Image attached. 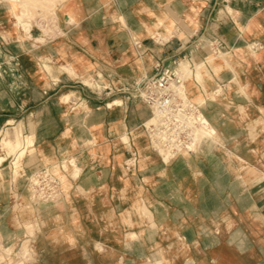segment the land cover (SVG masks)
Here are the masks:
<instances>
[{
    "label": "crops",
    "instance_id": "0c3cea01",
    "mask_svg": "<svg viewBox=\"0 0 264 264\" xmlns=\"http://www.w3.org/2000/svg\"><path fill=\"white\" fill-rule=\"evenodd\" d=\"M43 1L0 0L1 240L12 243L16 217L29 218L14 209L25 198L46 218L39 251L42 231L67 224L102 254L118 255L127 230L159 248L157 264H264V0ZM206 42L223 52L197 85L220 141L166 162L144 128L151 109L119 89L157 64L207 60ZM7 131L35 140L16 190ZM46 167L57 169L60 203L32 202L20 186ZM62 231L53 237L68 239Z\"/></svg>",
    "mask_w": 264,
    "mask_h": 264
},
{
    "label": "rangeland",
    "instance_id": "374dc122",
    "mask_svg": "<svg viewBox=\"0 0 264 264\" xmlns=\"http://www.w3.org/2000/svg\"><path fill=\"white\" fill-rule=\"evenodd\" d=\"M201 47V50L206 51V55H208L207 60L202 61V59L200 60H195L192 61L191 59L185 58L182 59V61H185L184 63H188V68L187 70H185L186 74V80H187V89H188V94L191 96H196L198 94L201 93L200 88H197V85H200V81L197 77V73L199 72L200 69H206L207 65H213V66H218L220 64H222L220 62V60L218 61L219 58L222 57H217L216 55L213 54V50H211L210 45H208L207 43L203 44ZM223 52L219 53L218 55L222 54ZM198 61H200V64H196L198 63ZM202 61V62H201ZM181 62L179 63L178 67L180 68L181 66ZM217 62V63H216ZM216 63V64H215ZM191 66V67H189ZM147 76V75H146ZM145 76H143L142 78H144ZM196 78V81L192 84H188V81L191 78ZM142 78L138 79L141 80ZM136 81V80H135ZM86 84L93 86V82L91 80H85ZM134 82V81H133ZM130 84V83H129ZM194 89V90H193ZM128 96H129V92H125ZM131 97V96H130ZM134 98V97H131ZM134 99H138L140 100V98L135 97ZM71 100H76L75 96L72 98H70L67 101H71ZM142 101V100H140ZM144 102V101H142ZM145 103V102H144ZM147 106H149L147 103H145ZM77 106H75L76 108ZM149 108L151 109L150 111H154L150 106ZM154 121V120H153ZM153 121H145L144 123V128H146V126H149L151 122ZM8 132V131H7ZM7 132L4 133L3 137L7 134ZM9 134V133H8ZM15 137H19L22 139V141L24 142V138H22V134L20 131H18L17 135ZM128 139V138H126ZM163 154V153H162ZM160 152V155L162 156V158L164 157ZM187 154V153H184ZM167 159V160H166ZM163 158L164 161L168 162L169 160H171V158ZM62 167V166H61ZM12 168H13V164H12ZM65 168V167H64ZM23 169V168H22ZM22 169L20 170V173H22ZM52 169L55 171L56 167H52ZM66 169V168H65ZM14 173H15V185H9V189L10 190H16L19 185L17 184V181L19 179L20 176H22L20 173H16L15 168H13ZM67 170V169H66ZM34 172V171H33ZM30 172L28 173V175H26V180L28 181L29 176L33 173ZM56 172V171H55ZM25 179V177H24ZM26 181V182H27ZM5 184L0 183V188H5ZM21 186V185H20ZM7 187V186H6ZM64 188H66V185L64 184L63 186ZM60 189L62 191V186L60 185ZM67 190V189H66ZM24 198V196H23ZM58 202L60 203V201H63L62 198V194L61 197L58 198ZM51 201V200H50ZM42 202H49V201H42ZM53 202V201H52ZM25 204H27V201L24 198V202L18 204L16 203V205L14 206L15 212L16 213H22L23 208L25 206ZM146 208V207H145ZM139 211V210H137ZM145 214H151L150 210L146 208ZM40 216V215H39ZM39 216H29V218H25L24 221L21 222L20 217H16V229L14 231L19 233L22 232H26V236H19L18 234L14 235V238L12 239V243H10V245L7 247L6 246V242L4 243L3 240H1L0 237V255L4 256V261L1 264H104V261L106 259L102 258V248L100 247V244L98 243H87L86 240H84V238L80 237L81 233L74 229L73 227H70V225H65L62 226L60 228L55 227H48L46 230L42 231V235L45 236L46 240H42V242L44 243L46 241V244H48L49 246L46 249L41 250V253L37 247V242L38 239L35 237L36 233L41 229V223L45 222L44 218H41ZM40 218L43 220H40ZM44 224V223H43ZM155 225V223H153ZM33 226V227H32ZM151 226V224H150ZM31 228V229H30ZM134 228V226H130L126 224V229H131ZM34 229V230H32ZM68 230L65 234L63 233L64 231H62L61 233H63L64 235H68V239H65L63 237L59 238V239H55L53 237V233L56 230ZM32 231V233H30ZM78 232V233H77ZM128 231L126 230L125 232V242L121 243V247L118 248L117 252H118V260H119V264L121 261V264H148L149 259H151L153 261V264H157L156 259L154 262V257H155V253L158 252L159 248H155L153 247V245H149L148 243L144 242L142 237H140L142 240L140 241L139 236L132 232L130 234H127ZM133 233H134V238H133ZM79 235V236H78ZM30 238V240H29ZM71 238V239H70ZM25 240H29V243ZM144 242V243H143ZM56 243L60 244V247L57 248H53V245H55ZM27 244L28 247L27 249L24 250V245ZM32 247L34 248V250L32 249ZM183 246L179 247V249L181 250ZM29 252H28V251ZM185 250V249H184ZM43 251V252H42ZM163 251H165V249H163ZM23 252H27L28 257L31 254V256H33V260L29 261V259L26 257L27 255H24ZM166 252V251H165ZM190 252L191 254H193L194 256H198V250L196 248H190ZM168 253V252H167ZM122 255V257H121ZM120 257V258H119ZM174 261H178L180 259L177 258H173ZM33 262V263H32ZM183 260L181 261L182 264Z\"/></svg>",
    "mask_w": 264,
    "mask_h": 264
},
{
    "label": "built area",
    "instance_id": "2783aa9c",
    "mask_svg": "<svg viewBox=\"0 0 264 264\" xmlns=\"http://www.w3.org/2000/svg\"><path fill=\"white\" fill-rule=\"evenodd\" d=\"M184 83L178 66L157 64L155 73L119 89L128 91L129 97L140 98L154 110L155 119L145 128L150 145L159 154L161 150L171 153L172 158L195 152L194 129L203 123L204 113L199 104L181 96L177 90ZM39 173L35 198L41 202L58 199L62 194L60 178L47 168H42Z\"/></svg>",
    "mask_w": 264,
    "mask_h": 264
},
{
    "label": "bare ground",
    "instance_id": "6f19581e",
    "mask_svg": "<svg viewBox=\"0 0 264 264\" xmlns=\"http://www.w3.org/2000/svg\"><path fill=\"white\" fill-rule=\"evenodd\" d=\"M39 1H41V0H39ZM45 1V0H44ZM43 1V2H44ZM22 2H23V0H22ZM22 2H20V3H22ZM25 2V1H24ZM42 2V3H43ZM44 3H46V2H44ZM23 7V6H22ZM24 8V7H23ZM22 8V9H23ZM21 11V10H20ZM29 11V10H28ZM32 12V11H31ZM46 11H44V13H45ZM24 14L26 13V12H23ZM42 13H43V10H42ZM43 13V14H44ZM47 13V15L49 14V12L47 11L46 12ZM45 13V14H46ZM30 14H32V13H30ZM46 15V16H47ZM208 45H210V48H211V50H213V52H214V54L215 55H217V54H219L218 52V50H216L215 49V47H213V42H211V43H208V42H206ZM203 44H205V43H203ZM203 44H201V46L203 45ZM247 44V43H246ZM255 45H257V44H250L249 45V47L253 50V48H255ZM222 51H220V53H221ZM185 61H182L181 62V66H180V68L178 67V69L180 70V72H181V74H182V76H183V78H184V80H185V83H184V85H182V86H179V87H177V90H178V92H179V94L181 95V96H183V97H185V98H191V100H193V101H195L197 104H199V106L201 107V108H203V106H204V104H205V102H206V99L203 97V95H202V93H200V94H198V95H196V96H193V95H189L188 94V89H187V86H186V84H187V80H186V76H185V74H186V72H185V70H187V68H188V63H187V61H186V63H184ZM196 64H200V63H196ZM189 67H191V66H189ZM192 68V67H191ZM189 69V68H188ZM204 75H205V73H204V69H200L199 70V72L197 73V77H198V79L199 80H203V78H204ZM143 79V78H142ZM141 79V80H142ZM136 81H140V80H136ZM203 83V82H202ZM66 95V94H65ZM75 95L74 94H67L66 96H65V98H63V99H65V100H69L71 97L73 98ZM136 97V96H135ZM76 98V97H75ZM138 98V97H137ZM141 100V99H140ZM143 101V100H142ZM203 110V109H202ZM249 110V109H248ZM203 112V111H202ZM204 113V112H203ZM249 114V113H248ZM202 118V120H203V123L201 124V125H199L197 128H195L194 129V138H195V148H199V147H203L204 145H210V144H214V143H216V142H219L220 141V138H219V133H218V129L216 128V126H214L213 124H212V122H211V120L208 118V116L206 115L205 116V114H203V116L201 117ZM155 119V112L154 111H152L151 113H150V115H149V117L146 119L147 120V122L148 121H153ZM145 120V121H146ZM33 124V122H30V125H32ZM151 124V123H150ZM35 126V123H34V125H32V127H34ZM31 130H32V128H30ZM35 130V129H34ZM34 133V131H31V133ZM27 135H29V134H27ZM221 135V134H220ZM26 137V136H25ZM224 140V139H223ZM2 145L4 146V148H6L7 149V153L8 154H14L15 155V157H14V159H13V168H15V171H16V173H20V170L23 168V163H24V160L28 157V158H33V156H34V154L36 153V148H35V140H34V137L33 136H27L26 138H25V140H24V142L22 141V139L21 138H19V137H15L14 139H12L11 137H10V134H8V132H7V134L3 137V139H2ZM161 152V154L164 156L163 158H171L172 157V154L171 153H169V152H165V151H163V150H161L160 151ZM4 155H2V154H0V164L2 163V161L4 160ZM167 160V159H166ZM29 162V161H28ZM32 162V161H31ZM30 162V163H31ZM75 162V161H74ZM29 164V163H28ZM32 164V163H31ZM73 161H71L70 163H66L65 161H64V163H63V165H62V167L64 168H66L67 170L69 169L70 170V166L72 165L73 166ZM76 164V163H75ZM30 166H32V165H30ZM72 166H71V169H72ZM47 168V170L48 171H50L52 174H54L55 176H57L58 178H60L58 175H57V173L52 169V168H50V167H46ZM64 168V170H66ZM41 169L42 168H39L38 170H35L34 172H33V174L32 175H30L29 176V178H28V181H27V183L26 184H23L22 183V187H24L25 185H27L28 186V189H29V192H30V194L29 195H32L31 196V201L32 202H35V203H40L41 202V200L40 199H37V198H35V196L33 195V194H35V186H36V183H39V176H40V173H39V171H41ZM57 170V169H56ZM66 170V171H67ZM24 173V172H23ZM23 173H20L21 175H23ZM27 173V172H26ZM25 173V174H26ZM0 174H2V172H0ZM73 175L74 176H79L80 175V169L78 168V167H76L75 168V170H74V172H73ZM24 179V178H23ZM26 179V178H25ZM61 181V180H60ZM27 192V191H26ZM28 196V195H27ZM61 196H58L57 198H60ZM33 200H35V201H33ZM43 201H48V200H43ZM53 201H59L58 199H54ZM24 211H22V213H23V216H26L25 214H27V215H29V216H34V211H33V207H32V205H28V206H26L24 209H23ZM29 211V212H28ZM41 216V215H40ZM40 220H42L41 218H40ZM44 220L46 221V218H44ZM48 220V219H47ZM42 222H43V220H42ZM44 224L46 223V222H43ZM43 223H41L42 225H44ZM33 227V226H32ZM31 229V228H30ZM32 230H34V229H32ZM30 233H32V231L30 232ZM38 233V232H37ZM37 233H36V238H37ZM5 237V236H4ZM133 238H134V235H133ZM29 240H30V238H29ZM29 240L27 241V240H25V242L27 241L28 243H29ZM10 244H6V246L8 247ZM59 245L60 244H58V243H56L55 245H53V248H57V247H59ZM24 250L25 249H27V247H28V245L27 244H25L24 246ZM32 249L34 250V248L32 247ZM28 251V250H27ZM104 252H103V255H102V258H104V259H106L105 260V263L106 264H119V260H118V255L115 253V250H108V249H105V250H103ZM29 252V251H28ZM24 253V255H27L26 257L29 259V261H32L33 260V256H31V254L29 255V257H28V254H27V252L25 253V252H23ZM40 253H41V251H40ZM121 257H122V255H121ZM120 258V257H119ZM4 259V256H2V255H0V262L2 261ZM121 261H122V258H121ZM121 261H120V264H121ZM33 263V262H32ZM148 264H150V262L148 261Z\"/></svg>",
    "mask_w": 264,
    "mask_h": 264
}]
</instances>
